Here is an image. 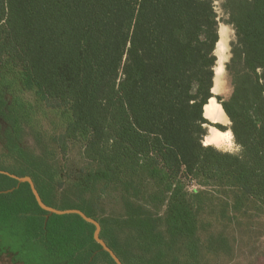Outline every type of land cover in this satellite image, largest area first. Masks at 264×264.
Listing matches in <instances>:
<instances>
[{
  "label": "trees",
  "instance_id": "obj_1",
  "mask_svg": "<svg viewBox=\"0 0 264 264\" xmlns=\"http://www.w3.org/2000/svg\"><path fill=\"white\" fill-rule=\"evenodd\" d=\"M221 6L234 30L232 91L216 96L230 125L215 126L240 154L203 144L214 0H0V170L30 177L47 206L97 220L122 264H200L207 186L231 196L227 209L264 204V0ZM69 141L87 159L72 177L61 162ZM187 180L204 189L189 192ZM94 230L0 173V253L12 261L116 264Z\"/></svg>",
  "mask_w": 264,
  "mask_h": 264
},
{
  "label": "rangeland",
  "instance_id": "obj_2",
  "mask_svg": "<svg viewBox=\"0 0 264 264\" xmlns=\"http://www.w3.org/2000/svg\"><path fill=\"white\" fill-rule=\"evenodd\" d=\"M221 2L222 0H214L219 19V39L222 37L224 43L222 56L220 57L218 49L215 53L217 55L215 66L218 65L223 72L220 87L217 88L215 81H213L214 89H211L216 102V96L226 99L232 91L231 76L225 69V63L231 56L230 42L234 39V30L231 25L224 22L227 15L221 6ZM213 80L215 79L213 78ZM222 80L224 81L222 82ZM217 104L220 105L218 102ZM205 117L209 123L204 124L207 135L204 137L203 143L213 145L222 152L240 154L241 149L234 142L231 131L229 129L221 130L215 126V124H221L229 127L230 121L223 110L220 118L213 119L210 116L207 117L206 114ZM213 128L222 132L224 140L221 144H216L213 141L206 142L207 136ZM61 162L66 170V176L69 177H72L76 170L84 167L87 164V159L83 154L82 143L69 141L65 154L61 156ZM186 184L189 192L204 189L194 180H187ZM205 189L210 195L206 196L201 205L200 218L202 222L200 223L199 236L206 245L207 251H204L203 248L200 264H264V204L258 201H248L238 211L232 210L231 207L227 209L228 203L231 204V196L215 187L207 186ZM105 206H107L104 211L106 214L112 213L114 207L116 208V205L108 203V198ZM163 211L164 207H161L159 214H162ZM158 224L162 230V221L160 223L158 221ZM133 237L134 234L131 235L130 232L124 231L121 235L120 244L132 248L135 240ZM219 246L221 250L217 249ZM20 262L12 261L7 254L0 253V264H22V261Z\"/></svg>",
  "mask_w": 264,
  "mask_h": 264
},
{
  "label": "water",
  "instance_id": "obj_3",
  "mask_svg": "<svg viewBox=\"0 0 264 264\" xmlns=\"http://www.w3.org/2000/svg\"><path fill=\"white\" fill-rule=\"evenodd\" d=\"M211 92L213 93V91L211 90ZM203 109H204V106H203ZM204 116V115H203ZM205 117V116H204ZM206 118V117H205ZM207 135V134H206ZM205 135V136H206ZM204 136V137H205ZM204 144V143H203ZM206 145V144H204ZM0 173H4V174H7L15 179H17V181L20 183V182H28L29 185H30V188H31V191L38 203V205L44 209V210H47L49 213H55V214H67V213H76L78 215H80L84 220H86L87 222H90L92 223L94 226H95V230H94V233H93V237H94V240L99 243L101 246H102V249L107 251L110 256L113 258V260L116 262V264H122L120 259L116 256V254L112 251V249L107 246V244L105 243V241L100 238L99 236V233H100V224L98 223L97 220H95L94 218L92 217H89L87 216L83 211L79 210V209H75V208H71V209H64V210H61V209H56V208H53V207H49L47 206L41 199L39 193L37 192L36 188L34 187V184H33V181L30 177L28 176H24V177H19V176H16L14 174H11L9 172H6V171H2L0 170Z\"/></svg>",
  "mask_w": 264,
  "mask_h": 264
},
{
  "label": "bare ground",
  "instance_id": "obj_4",
  "mask_svg": "<svg viewBox=\"0 0 264 264\" xmlns=\"http://www.w3.org/2000/svg\"><path fill=\"white\" fill-rule=\"evenodd\" d=\"M223 38L221 37V39L218 40V42L216 43V48H215V53L216 50H219V55L220 57L222 56V48L224 47V43L222 42ZM221 52V53H220ZM220 57H219V63H220ZM214 81H215V86L218 88L221 85V78H222V69L220 67L215 66L214 67ZM224 80H222L223 82ZM214 89V87H213ZM205 114L207 115V117H211L213 119H217L222 117V109L220 108V105L217 104L216 100L214 99V97H211L208 101L207 104H205L204 106V116ZM224 139L222 138V132L217 131L215 128L211 129V131L209 132V135L207 136L206 142H215L216 144H221L222 141Z\"/></svg>",
  "mask_w": 264,
  "mask_h": 264
}]
</instances>
